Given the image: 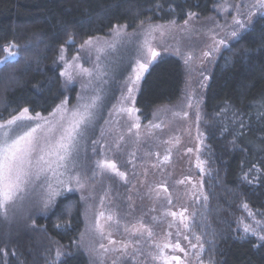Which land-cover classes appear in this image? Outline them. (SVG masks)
<instances>
[{
    "label": "rangeland",
    "instance_id": "1",
    "mask_svg": "<svg viewBox=\"0 0 264 264\" xmlns=\"http://www.w3.org/2000/svg\"><path fill=\"white\" fill-rule=\"evenodd\" d=\"M254 3L255 0H221L206 16L193 14L181 20H162V13L156 11L145 20L137 19L131 27L113 26L80 44H75L72 38L66 40L71 49L61 73L70 65L67 70L73 79L68 81L61 75L64 94L57 105L67 100L71 109L78 103L89 102L91 97H99L92 125L80 144L78 167L74 170L80 173L84 187L81 189L72 183L59 195L74 193L77 196L82 217L77 246L86 255L88 264H164L163 259H153L159 255L155 245L165 242L174 245L177 241L185 251L168 248L164 256H180L181 264H212L205 254V216L208 213L205 184L211 174V155L204 131V91L223 51L262 16L254 14L251 23L247 21L249 11H255L250 7ZM234 18L242 20L245 27L238 30L236 37H231L229 34L238 28ZM150 25L155 31L149 34ZM89 39L92 43L86 45ZM146 39L158 53L155 59L144 46ZM221 39L225 40L224 44L218 43ZM6 47L18 52L13 43L4 49ZM163 57H173L180 63V93L171 104L154 108L148 117L141 116L135 107L141 79L148 67ZM137 61L147 63V69L129 94L130 77L134 78L138 70ZM3 64L0 63V67ZM81 69H88L92 75ZM100 72L105 74L101 77ZM78 97L83 100L78 101ZM56 106L41 117L50 118L49 113ZM122 108L134 111H120ZM37 122L42 123L32 121L33 125ZM104 160L114 162L124 177L98 168L97 162ZM244 205H239L238 215H232L234 228L243 236H253L260 241L259 235H264L261 231L264 213ZM48 208H44L41 189L37 186L23 200L9 207L7 219L0 216V231L11 223L21 228L19 225L26 222L31 228L35 218ZM184 209H187L184 215L188 217L185 221L188 228L179 218ZM100 212L104 213L100 217L103 237L92 230ZM170 212L178 215L173 217ZM108 216L112 220H108ZM245 225L255 228L257 235L245 233ZM146 229L152 231L151 238ZM196 236L200 237L199 241ZM101 244L107 252L100 248ZM193 244L197 246L193 248ZM124 245H128L126 250Z\"/></svg>",
    "mask_w": 264,
    "mask_h": 264
},
{
    "label": "trees",
    "instance_id": "2",
    "mask_svg": "<svg viewBox=\"0 0 264 264\" xmlns=\"http://www.w3.org/2000/svg\"><path fill=\"white\" fill-rule=\"evenodd\" d=\"M219 1L0 0V58L7 44L18 47V58L0 67V121L26 107L31 116L46 114L60 102L68 38L80 44L156 11L162 20L206 16ZM181 85L177 59L151 64L135 98L139 115L171 104ZM204 110L211 155L205 254L212 264H264V240L243 236L232 221L240 204L264 213V15L223 51L205 87ZM76 199L74 193L59 196L31 228L26 222L27 228L2 227L0 264H88L77 246L82 217Z\"/></svg>",
    "mask_w": 264,
    "mask_h": 264
},
{
    "label": "snow or ice",
    "instance_id": "3",
    "mask_svg": "<svg viewBox=\"0 0 264 264\" xmlns=\"http://www.w3.org/2000/svg\"><path fill=\"white\" fill-rule=\"evenodd\" d=\"M250 7L255 11H249L247 16L249 23H251L254 14L264 15V0H255V3ZM234 24L238 28L229 34L231 37H236L238 30L245 27V23L238 18H234ZM152 31H155V29L150 25L149 34ZM116 35H119V32ZM91 43V39L85 41L86 45ZM218 43L224 44L225 40L221 39ZM144 46L152 59H155L158 53L150 47L147 39ZM216 50L219 49L217 48ZM4 51L6 56L0 58V63L15 60L18 56V52L11 51L8 47ZM98 51L102 52L103 49H98ZM205 55H209V53H205ZM60 59H64L63 50L61 51ZM97 59L99 60V57ZM68 67L71 66L66 65V70L61 75L71 81L73 77L67 70ZM137 69L134 78L130 77L129 94L133 92V86L139 82L143 72L147 69V63L137 61ZM81 71L89 76L92 75L88 69H81ZM104 74L100 72L101 77ZM82 100L83 97H78V101ZM98 100V96L91 97L89 102L78 103L71 109L67 106L68 101L64 100L49 113L50 118L41 117L40 113H36V116L32 117L26 107L18 115L0 123V216L7 219L9 207L17 201L23 200L37 186L41 189L44 208H48L53 204L55 198L61 194L62 189L68 187V185L75 183L78 188L82 189L84 187L80 173L74 172V170L78 167L77 157L79 156L80 144L92 125L95 116L94 110L97 107ZM120 111L131 113L134 110L122 108ZM34 120L42 121V123L37 122L33 125L32 121ZM136 127H139V125H136ZM167 159L168 156H165V160ZM197 166L199 167L200 165L198 164ZM97 167L102 171L111 170L116 172L122 178L125 175L123 172H119L116 164L110 160L98 161ZM179 183H183V181ZM206 199L207 197H205ZM168 203L171 204L170 199ZM244 207L247 208V205H244ZM186 211L187 209L181 211L179 218L184 227L188 228L189 225L185 223L188 217L184 215ZM168 214L173 217L178 215L176 212ZM249 215H252V213L250 212ZM103 216L104 213L100 212L92 229L101 237L104 236V226L100 223V217ZM107 219L112 220V217L108 216ZM259 223L257 221L258 225ZM141 228H144L143 224H141ZM146 231L148 237L151 238L152 231L150 229H146ZM244 231L245 233L250 232L253 235H257L256 229L249 225H245ZM261 231L264 232V228ZM168 235L171 234L169 233ZM258 238L264 240V235H259ZM184 239L187 240L188 237L185 236ZM195 239L199 241L200 237L196 236ZM109 242L113 243L111 240ZM191 246L195 248L197 245L193 244ZM127 247L128 245H124L125 250ZM155 247L159 255L154 256L153 259H163L164 264H172V261H175L176 264H181L180 256H164V250L168 248L184 252L185 250L181 248L179 241L174 245L170 242H165L162 245L156 244ZM100 248L105 252L108 251L103 244L100 245ZM200 248L202 249L203 245H200ZM57 256H60L59 250H57Z\"/></svg>",
    "mask_w": 264,
    "mask_h": 264
}]
</instances>
